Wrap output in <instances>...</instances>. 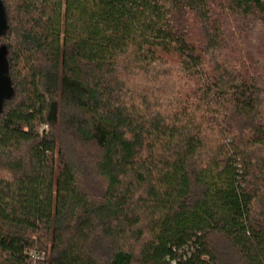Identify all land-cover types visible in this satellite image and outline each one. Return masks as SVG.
Listing matches in <instances>:
<instances>
[{"label":"trees","instance_id":"trees-1","mask_svg":"<svg viewBox=\"0 0 264 264\" xmlns=\"http://www.w3.org/2000/svg\"><path fill=\"white\" fill-rule=\"evenodd\" d=\"M3 2L0 264H264V0Z\"/></svg>","mask_w":264,"mask_h":264},{"label":"water","instance_id":"water-1","mask_svg":"<svg viewBox=\"0 0 264 264\" xmlns=\"http://www.w3.org/2000/svg\"><path fill=\"white\" fill-rule=\"evenodd\" d=\"M9 30L8 14L3 0H0V38L4 37ZM14 94L12 78L8 61V52L5 47L0 48V111L4 103Z\"/></svg>","mask_w":264,"mask_h":264},{"label":"rangeland","instance_id":"rangeland-1","mask_svg":"<svg viewBox=\"0 0 264 264\" xmlns=\"http://www.w3.org/2000/svg\"><path fill=\"white\" fill-rule=\"evenodd\" d=\"M68 148L73 158H78L80 161H86L87 163H91L93 161V158L95 156L94 153L90 152V149L84 148L83 146L79 145L74 140H69ZM87 179L90 183L91 188L95 190L100 189L99 187L101 186V181L97 179L93 174L88 175Z\"/></svg>","mask_w":264,"mask_h":264},{"label":"built area","instance_id":"built-area-1","mask_svg":"<svg viewBox=\"0 0 264 264\" xmlns=\"http://www.w3.org/2000/svg\"><path fill=\"white\" fill-rule=\"evenodd\" d=\"M31 255H32L33 259H35L36 261H38V260L43 258L42 254H38L36 252H32Z\"/></svg>","mask_w":264,"mask_h":264}]
</instances>
